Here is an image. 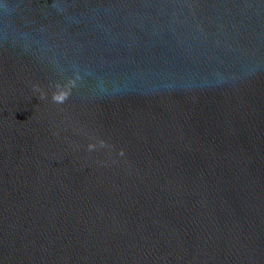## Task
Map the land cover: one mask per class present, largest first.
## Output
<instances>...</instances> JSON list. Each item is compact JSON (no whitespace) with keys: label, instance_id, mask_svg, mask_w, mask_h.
Masks as SVG:
<instances>
[{"label":"water","instance_id":"1","mask_svg":"<svg viewBox=\"0 0 264 264\" xmlns=\"http://www.w3.org/2000/svg\"><path fill=\"white\" fill-rule=\"evenodd\" d=\"M0 264H264V0H0Z\"/></svg>","mask_w":264,"mask_h":264}]
</instances>
